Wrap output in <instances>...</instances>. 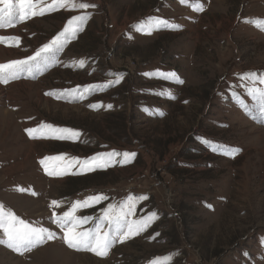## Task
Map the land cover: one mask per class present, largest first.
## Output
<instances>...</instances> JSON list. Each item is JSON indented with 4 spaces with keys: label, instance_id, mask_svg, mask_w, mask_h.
I'll return each mask as SVG.
<instances>
[{
    "label": "rangeland",
    "instance_id": "rangeland-1",
    "mask_svg": "<svg viewBox=\"0 0 264 264\" xmlns=\"http://www.w3.org/2000/svg\"><path fill=\"white\" fill-rule=\"evenodd\" d=\"M86 2L96 7L46 11L0 28L2 37H19L18 45L0 43L2 64L33 55L71 16L84 11L90 16L82 31L50 57L46 73L23 72L0 84V204L54 233V239L23 254L0 243V264H264V116L240 86L249 81L238 78L264 73V0ZM48 3L43 0L41 6ZM156 19L169 24L156 25ZM141 22L145 31L137 30ZM122 73L135 86L162 90L159 102L146 97L155 107L184 110L158 121L135 114L133 126L141 137L153 141L184 134L183 144L170 149L167 162H156L148 147L134 148L139 161L130 165L113 159L104 169L81 173L75 166L65 172L69 158H84L57 153L70 139H55L42 125L74 127L88 119L91 129L97 126L104 118L98 120L72 97L102 85L120 91L116 76ZM164 73H175L183 83L164 79ZM254 86L264 88L259 81ZM164 122L171 130L168 123L155 127ZM27 129L36 131L30 136ZM180 149L189 155L175 161ZM45 157L63 159L41 165ZM98 194L107 199L76 211L91 218L80 230L95 229L108 205L118 211L129 195L148 198L137 202L130 219L156 213L146 230L117 240L103 257L69 248L52 222L53 212L63 216L72 202ZM102 227L108 230L106 222ZM0 239H5L2 231Z\"/></svg>",
    "mask_w": 264,
    "mask_h": 264
},
{
    "label": "snow or ice",
    "instance_id": "snow-or-ice-1",
    "mask_svg": "<svg viewBox=\"0 0 264 264\" xmlns=\"http://www.w3.org/2000/svg\"><path fill=\"white\" fill-rule=\"evenodd\" d=\"M185 0H181L184 3ZM43 0H0V28L6 26H13L16 23L22 22L27 18L36 15H43L46 11H54L59 9L66 10H88L95 8L94 3L86 2V0H51L46 6H41ZM197 10H202L201 8ZM90 18L87 11L82 12L80 15H73L67 20L63 30L55 35L48 43L44 44L33 55L28 56L26 59L13 60L8 63L0 64V84H6L12 80L18 79L23 72L36 73L42 72L48 66L50 57H54L57 52L64 49L65 45L70 39L74 38L76 34L83 29L84 23ZM149 22L153 20L149 17ZM156 25L167 26L169 21L156 19ZM179 30V25L173 26ZM138 31H145L144 22L137 27ZM146 34H151L150 29ZM9 40L15 41L19 44V37L0 36V43H7ZM83 64V61L79 62ZM147 75V74H146ZM163 78L172 80L173 82L183 83L176 77L175 73H164ZM240 81H249V85H240L245 88L246 94L251 96L257 102L260 115L264 116V88H257L254 85L257 81L264 85V73L259 76L255 72H248L240 75ZM117 83L119 80L116 81ZM111 83V82H110ZM88 89H85L87 92ZM51 95V93H46ZM169 98H175L171 92L167 93ZM95 107L94 105H90ZM108 107H111L109 105ZM247 108V105H245ZM163 115V113H160ZM43 128L50 130L53 138L55 139H73L78 138L80 133L70 128H55L53 125H42ZM28 134L31 136L35 129H27ZM207 145L210 143L205 140ZM215 150V149H213ZM235 151H239L238 149ZM134 152H116L113 150L109 153L96 154L87 159H80L71 157L67 160L65 172L72 167L79 166L80 172L95 171L97 169H104L111 166L113 158L121 157L122 160L117 161L122 163L130 161V158L135 157ZM63 159V157H45L40 161L41 165H45L47 160ZM47 171V168H45ZM50 175L52 173H49ZM24 191V189H19ZM107 199L103 194L89 195L83 201L76 200L72 202L70 210L63 213V216H57L55 212L52 214V222L57 224L61 231L64 233V240L69 248L77 251L93 252L97 256H106L108 250L117 240L123 242L125 239L131 238L133 235H138L140 232L146 230L156 213H149L147 216L141 217L138 220L130 219L136 214L135 209L138 201L148 199L146 196H132L129 195L124 202L121 203L119 210L114 211L115 205L109 204L104 210L100 219V224L95 229L80 230V225L87 222L90 217L80 218L75 215L76 211L80 208L92 206L102 200ZM52 204L59 207L60 202L52 201ZM107 223V229L103 230V225ZM0 231H2L5 239H0V243L13 251L23 254L25 251H30L32 248L44 243L46 240L54 239V233L49 229L31 224L15 215L11 210L5 208L0 204ZM112 233V235H110Z\"/></svg>",
    "mask_w": 264,
    "mask_h": 264
},
{
    "label": "trees",
    "instance_id": "trees-1",
    "mask_svg": "<svg viewBox=\"0 0 264 264\" xmlns=\"http://www.w3.org/2000/svg\"><path fill=\"white\" fill-rule=\"evenodd\" d=\"M49 66L50 65L48 64V66L44 69L45 73L49 70ZM128 76V73L117 74L116 78H119L120 80L118 84V87L120 86L118 88L120 91L117 89L116 91L114 88L111 89L102 85L104 87H88L87 93H85L82 97L74 99L72 97V100L79 102V104L81 106L83 105L87 111L98 115V120L104 118V121L99 122L98 125L92 127V129L88 119L82 121L74 127L61 126L63 128L76 130L80 133V135L78 138H73L67 141L65 144L66 146L64 145V147L62 146L60 148L57 147V150L60 149L57 153L70 152L73 155L87 159L98 153L104 154L112 152L113 150L123 153L132 152V149L134 148L142 150L143 148L145 149V147H148L150 149L146 150H151L153 152L156 162H167L166 158L169 156L170 149L173 146H178L179 148L181 147L183 144L184 134L180 135V137L174 138L171 137L169 133L167 135V139L161 138L150 141L149 139L144 140V136L141 137L140 134L141 130L135 129L133 122L136 121L135 117L137 115L145 121H158L168 118L172 113V110L173 112L176 111V113L184 110H182L183 107L181 109L179 106H177V108L175 107V109H168L167 111H163L160 106H158L159 108L155 107V104H153L149 99H156L158 102L162 100V90L160 88H152L151 86L142 88L138 81L137 86H135L132 82H130L131 80ZM192 95L193 94L190 96ZM146 97L149 99L146 100ZM170 102L173 103L175 100L171 98ZM90 105H94L95 107H91ZM109 105H111V107H108ZM160 113H163V115ZM93 117V115H88V118ZM168 122L161 123L155 127H159L160 129V127L165 126ZM167 128L171 130V125H169V123ZM159 129L155 130L157 132L156 134H158ZM163 131L167 133L168 130L166 129ZM163 131L161 132L163 133ZM152 133L153 131L151 130L149 134ZM79 152L83 154H80ZM187 154L189 155L186 150L182 149L181 152L180 149V152L174 160L176 161L179 158L183 159L185 155L187 156ZM113 159L116 161L122 160L121 157H115ZM138 159L139 155L136 154L135 157L130 158V161L126 162V164L130 165L134 162H138ZM156 162H153V164H157ZM166 170H169V173L175 177L173 167L170 168L168 166ZM95 179H97V177ZM80 186L78 187L80 188Z\"/></svg>",
    "mask_w": 264,
    "mask_h": 264
}]
</instances>
